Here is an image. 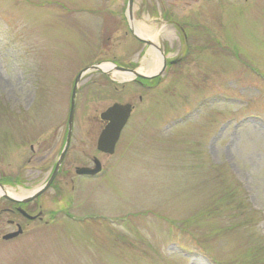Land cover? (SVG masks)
Listing matches in <instances>:
<instances>
[{
    "label": "rangeland",
    "instance_id": "obj_1",
    "mask_svg": "<svg viewBox=\"0 0 264 264\" xmlns=\"http://www.w3.org/2000/svg\"><path fill=\"white\" fill-rule=\"evenodd\" d=\"M117 2L0 0V180L22 161L17 127L42 124L45 137L67 122L82 70L146 69L150 51L136 58L141 47L107 13ZM228 7L198 16L188 59L145 82L152 89L116 72L83 76L75 121L86 137L98 138L113 104L134 107L115 166L94 190L82 182L76 208L116 220L56 212L55 221H16L23 235L4 241L16 228L2 217L0 264H264V0ZM171 32L159 40L181 57Z\"/></svg>",
    "mask_w": 264,
    "mask_h": 264
},
{
    "label": "flooded vegetation",
    "instance_id": "obj_2",
    "mask_svg": "<svg viewBox=\"0 0 264 264\" xmlns=\"http://www.w3.org/2000/svg\"><path fill=\"white\" fill-rule=\"evenodd\" d=\"M102 1L110 3L112 0ZM116 1L120 3L119 7L117 6L116 9L107 13L114 18L116 32L124 30L125 35H128L137 46L141 47L136 58L140 57L139 55H142L144 51H150L160 58L157 49L161 52L166 63L165 70L162 74L148 80H157V82L165 76L168 69L184 63L188 59L191 49L190 40L194 41L196 35L200 33L198 25L194 24L198 16L211 17L215 14L220 16L229 8V0ZM172 29L176 33L175 39L178 41V45L181 43L185 47L184 55L181 57L170 55L169 50L174 47L175 42L161 43L159 40L161 34L170 35ZM145 31L154 39L140 35ZM112 61L118 62L115 58ZM142 81L146 80L139 79L136 80V83L146 89L154 87L153 84L148 85ZM139 99L141 100V98ZM41 125L28 123L25 124V127H17L16 151L20 154L22 161L19 164L17 174L12 178L5 177L0 180V185L3 186V190L11 191L14 188L15 192L22 196L19 201H11L3 195L1 197L3 201L0 202V218L8 217L6 221H8L9 226L15 227L16 231L19 227L22 229L23 232L18 237L23 235L24 229L16 221H38L40 223L42 221H55L59 212L64 213V217L68 221H115L117 216L95 211L81 213L76 210L78 201L81 199L82 182L92 183L94 190L96 181L106 177L113 165L115 166L117 144L113 154L98 150L99 137L108 123L99 117L94 128L99 132L97 139L86 137L87 127H81V124L75 120L72 124L69 121L62 123L61 127L54 128L45 137V132L42 131L47 130V128ZM69 134L71 136L70 142L64 157L61 159ZM89 150L93 153H90ZM24 158L26 159L24 160ZM82 170H96L97 173L95 175L82 174ZM53 175L54 178L50 182ZM35 194L36 197L32 201H23L27 196ZM58 204L62 207L56 211L54 205ZM4 236H2V240Z\"/></svg>",
    "mask_w": 264,
    "mask_h": 264
},
{
    "label": "water",
    "instance_id": "obj_3",
    "mask_svg": "<svg viewBox=\"0 0 264 264\" xmlns=\"http://www.w3.org/2000/svg\"><path fill=\"white\" fill-rule=\"evenodd\" d=\"M159 51V49H157ZM112 70H114L115 72H119V73H127L129 75H132L134 79L136 78H153L154 76L151 77H145L141 74H139L138 72H136L135 70H130V69H126L123 67H118L116 65H112ZM166 67V63L165 61H163L162 63V68L161 70L157 73V75H160L164 72ZM89 72H102V73H106L105 71H103L100 67L99 64L88 67L86 69H84L77 77L76 81H75V85L72 91V97H71V108H70V113H69V123L72 124L74 121V114H75V99H76V92H77V88H78V83L81 80V78L89 73ZM132 112V106L127 104V105H120V104H114L111 107H109L105 112H103L101 114V119L105 122H108V125L106 126V128L104 129V131L102 132L100 138H99V142H98V150H100L103 153H107V154H112L114 152L115 149V145L117 143V141L119 140L120 137V133L122 131V129L125 127L126 123L129 120V117L131 115ZM71 132V131H70ZM70 134L67 137V142H66V146H65V150L63 152V154L61 155V159L64 157L65 152L68 148L69 142H70ZM88 170H82V173H86ZM95 171H93V173H95ZM54 175L52 176L50 182L53 180ZM49 182V183H50ZM1 188H3L2 185H0ZM38 194V193H37ZM36 197V194L33 196L28 197L27 199L23 200L24 202H29L32 201L34 198ZM6 199L11 200V201H19L10 197L5 196ZM22 233L21 228L19 227V230L16 233L13 234H9L3 237L4 240H10L13 239L15 237H17L19 234Z\"/></svg>",
    "mask_w": 264,
    "mask_h": 264
},
{
    "label": "bare ground",
    "instance_id": "obj_4",
    "mask_svg": "<svg viewBox=\"0 0 264 264\" xmlns=\"http://www.w3.org/2000/svg\"><path fill=\"white\" fill-rule=\"evenodd\" d=\"M140 35L143 37L149 38V39H154V37L150 36V34L147 33L146 31L142 32ZM160 68H161L160 58L158 57V55L151 53L150 61L148 63H146V69H143V71L139 70L138 73H141L143 75H144V73L147 75H151V74L155 73L156 71H158ZM101 69L103 71L108 72L112 69V66L110 64H103V65H101ZM117 76H119L122 81L129 80L133 77L132 75H129L127 73H117ZM3 195L9 196L12 198H17V199L21 198V195H17L8 189L3 190L0 187V197Z\"/></svg>",
    "mask_w": 264,
    "mask_h": 264
}]
</instances>
